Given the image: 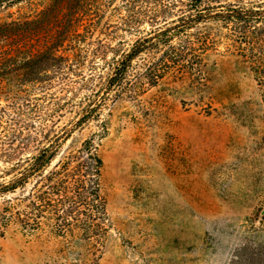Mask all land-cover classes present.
<instances>
[{
	"label": "rangeland",
	"instance_id": "rangeland-1",
	"mask_svg": "<svg viewBox=\"0 0 264 264\" xmlns=\"http://www.w3.org/2000/svg\"><path fill=\"white\" fill-rule=\"evenodd\" d=\"M83 1L70 88L56 81L36 114L48 115L45 131L17 130L14 160L0 158L5 177L60 137L44 177L0 193V264H229L250 231H264V104L235 24L215 15L264 12V0ZM46 2L0 19L38 16ZM132 53L125 81L110 86L113 62ZM87 140L107 203L90 231L73 159Z\"/></svg>",
	"mask_w": 264,
	"mask_h": 264
},
{
	"label": "trees",
	"instance_id": "trees-1",
	"mask_svg": "<svg viewBox=\"0 0 264 264\" xmlns=\"http://www.w3.org/2000/svg\"><path fill=\"white\" fill-rule=\"evenodd\" d=\"M191 1L199 4L203 0ZM24 2L29 0H0V10H10ZM46 3L38 16L14 18L10 14L6 19H0V101L6 103L0 104V158L8 161L14 160L11 151L16 149V142L10 138L12 133L26 130L31 132L32 136L45 131L49 123L45 117L48 115L36 114L56 97L51 92L56 81L66 89L70 88L72 77L69 72L71 73L74 64H78L80 59L79 50L71 45L77 26L83 22L81 15L84 11L86 13L88 5L83 0H48ZM199 15L202 19L204 13L200 12ZM215 17L235 24V31L238 30L239 39L244 44L241 49L245 57L244 62L249 64L251 72L262 88L264 104V27L261 26L264 23V12L236 8L228 9L226 15L217 14ZM171 30L176 31L177 28ZM135 53L113 62L110 86L117 87L125 81L136 57ZM85 109L86 107L83 111ZM86 117L87 115H84L78 125H81ZM37 138L29 139L38 142ZM59 141L60 137L57 135L55 140L50 139L48 144L38 149L35 154L11 164L14 173L5 177L0 176L2 180L0 193L15 194L20 188H26L31 180L44 177L47 169L57 158L59 150L54 151L53 147ZM8 148L11 151H8ZM98 151L96 142L87 140L79 155L73 158L78 159L82 167V172L78 170V174H81V183L86 187L83 188L85 201L83 213L89 231L98 221L97 213L102 215L103 221H106L107 217V203L102 197L100 183L104 164ZM5 170L10 171V168ZM1 173L4 174V171H0ZM8 177L16 179L7 184ZM97 225L102 228L101 223ZM229 264H264V231L258 229L250 231L235 250Z\"/></svg>",
	"mask_w": 264,
	"mask_h": 264
}]
</instances>
